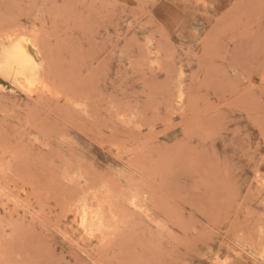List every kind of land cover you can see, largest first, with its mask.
I'll return each mask as SVG.
<instances>
[{"label":"rangeland","instance_id":"374dc122","mask_svg":"<svg viewBox=\"0 0 264 264\" xmlns=\"http://www.w3.org/2000/svg\"><path fill=\"white\" fill-rule=\"evenodd\" d=\"M12 32L53 88L0 74V264H264V0H0Z\"/></svg>","mask_w":264,"mask_h":264},{"label":"bare ground","instance_id":"6f19581e","mask_svg":"<svg viewBox=\"0 0 264 264\" xmlns=\"http://www.w3.org/2000/svg\"><path fill=\"white\" fill-rule=\"evenodd\" d=\"M41 60L42 59L40 51L29 39L21 37L19 38L14 32L0 36V74L5 76V78L7 77L6 79H10L12 83L15 84L17 87H20L29 92H34L36 90H49V92H52L51 88L53 87L50 86V88L49 85L46 83L47 78L46 81L43 78L40 66ZM179 97L181 98L182 95L180 94ZM22 189L24 190V188ZM2 190H4V188ZM0 193H2L1 190ZM12 198L16 199V197L14 196H12ZM134 200L135 199H133L131 202L135 203ZM75 212L80 221L79 225L81 226L85 234L89 236H95L97 233H102L104 231L105 225L102 223L103 221H101L99 212L96 209L90 208L86 203H81L77 205L74 213ZM230 261L231 260L229 259V262ZM227 262L225 264H227Z\"/></svg>","mask_w":264,"mask_h":264}]
</instances>
